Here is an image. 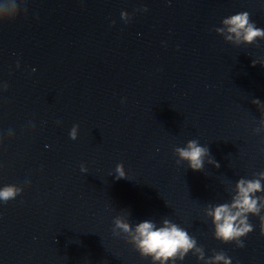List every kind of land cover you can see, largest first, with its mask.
I'll return each instance as SVG.
<instances>
[{
  "label": "water",
  "instance_id": "obj_1",
  "mask_svg": "<svg viewBox=\"0 0 264 264\" xmlns=\"http://www.w3.org/2000/svg\"><path fill=\"white\" fill-rule=\"evenodd\" d=\"M242 11L264 28V0H24L0 24V187L24 188L0 202V264H151L114 236L122 214L170 219L206 258L264 264L259 217L240 249L216 240L205 214L264 171L252 103H264V41L236 47L213 30ZM192 139L219 169L176 163Z\"/></svg>",
  "mask_w": 264,
  "mask_h": 264
},
{
  "label": "clouds",
  "instance_id": "obj_2",
  "mask_svg": "<svg viewBox=\"0 0 264 264\" xmlns=\"http://www.w3.org/2000/svg\"><path fill=\"white\" fill-rule=\"evenodd\" d=\"M21 7H24V0H4V3L0 4V24L15 22L20 15ZM143 11L146 12L148 9L144 8ZM121 18L126 23L131 20L127 11L121 13ZM221 25L213 30L222 36L225 42L236 47L259 46L258 41H264V28L258 27L247 11L225 17ZM256 64L257 62L253 61V66ZM2 87L3 90H7L9 86L5 83ZM252 103L261 113L259 127L254 129L259 135L264 133V103L259 99H253ZM69 136L73 141L78 139V124L72 127ZM174 154L178 157L176 161L178 165L186 163L194 172H203L206 163L216 169L221 167L211 155L209 146L201 145L196 139L189 140L183 147H176ZM81 171L87 173L88 168L82 164ZM115 173L117 180L127 178L123 163L116 166ZM23 192V187L14 184L0 187V202L7 204L16 200ZM230 192V202L209 204L205 214L212 220L216 240L224 244L235 243L236 247L243 249L244 238L254 232L250 216L259 217L261 234L264 235V214H262L264 213V171L254 173L251 179L240 178ZM113 224L114 236L131 244L142 258L150 259L151 264H177V261H184L190 253L197 256L203 264H232V259L223 251H214L210 258H206L204 248L198 246L197 240L170 219H163L160 225L151 219L133 225L127 216L122 214L114 219Z\"/></svg>",
  "mask_w": 264,
  "mask_h": 264
}]
</instances>
